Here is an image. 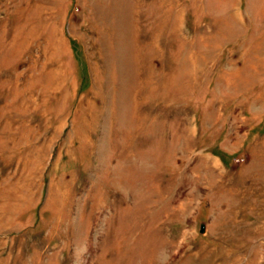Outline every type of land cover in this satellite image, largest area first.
Listing matches in <instances>:
<instances>
[{"label": "rangeland", "instance_id": "374dc122", "mask_svg": "<svg viewBox=\"0 0 264 264\" xmlns=\"http://www.w3.org/2000/svg\"><path fill=\"white\" fill-rule=\"evenodd\" d=\"M0 264H264V0H0Z\"/></svg>", "mask_w": 264, "mask_h": 264}]
</instances>
